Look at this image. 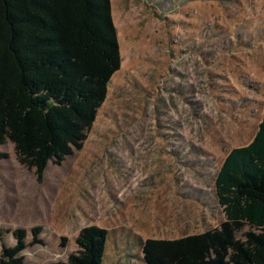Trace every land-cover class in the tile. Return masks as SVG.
<instances>
[{"label":"rangeland","instance_id":"rangeland-1","mask_svg":"<svg viewBox=\"0 0 264 264\" xmlns=\"http://www.w3.org/2000/svg\"><path fill=\"white\" fill-rule=\"evenodd\" d=\"M110 4L121 67L82 148L38 180L0 145V251L22 229L24 264L65 261L92 224L107 230L102 264H146V238L218 227L215 175L262 119L264 0Z\"/></svg>","mask_w":264,"mask_h":264},{"label":"trees","instance_id":"trees-1","mask_svg":"<svg viewBox=\"0 0 264 264\" xmlns=\"http://www.w3.org/2000/svg\"><path fill=\"white\" fill-rule=\"evenodd\" d=\"M110 0H0V145L41 180L82 148L107 96L121 54ZM0 153V160L5 156ZM224 220L175 238H146V264H264V109L257 132L229 150L214 178ZM248 225L252 231L238 239ZM31 242H41L32 228ZM3 245L0 264H24L22 229ZM107 230L89 225L76 250L50 264H102Z\"/></svg>","mask_w":264,"mask_h":264}]
</instances>
